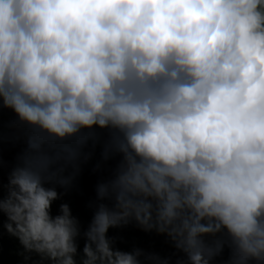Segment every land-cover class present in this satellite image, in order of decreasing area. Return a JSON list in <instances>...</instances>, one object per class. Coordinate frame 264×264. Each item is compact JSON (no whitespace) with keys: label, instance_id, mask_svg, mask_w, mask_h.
I'll list each match as a JSON object with an SVG mask.
<instances>
[{"label":"clouds","instance_id":"1","mask_svg":"<svg viewBox=\"0 0 264 264\" xmlns=\"http://www.w3.org/2000/svg\"><path fill=\"white\" fill-rule=\"evenodd\" d=\"M4 108L30 130L0 180L26 260L78 264L83 238L79 264H170L116 247L135 221L176 264H264V0H0ZM97 128L119 159L83 230L52 208Z\"/></svg>","mask_w":264,"mask_h":264},{"label":"trees","instance_id":"2","mask_svg":"<svg viewBox=\"0 0 264 264\" xmlns=\"http://www.w3.org/2000/svg\"><path fill=\"white\" fill-rule=\"evenodd\" d=\"M30 130L27 126L19 122L16 114L4 108L0 110V180L4 185V195H7L8 175L17 164L18 157L27 148V136ZM82 136L87 137L81 149V156L77 162L78 168L69 166L64 172V176L70 179L67 188L58 187L61 199L53 204V215L59 214L60 205L68 203L72 213L76 216L86 230L92 221L95 205L98 203L96 196V186L101 181L111 177L119 157L112 159L104 158V149L110 139L108 130L95 129L94 136L85 130ZM75 143V141H69ZM7 223L6 216L0 219V225ZM110 238H116V247L131 251L134 248L144 249L146 252L156 253L162 258H170V264L183 257L174 248L170 238L166 235L158 234L155 231L146 232L140 228L135 221L129 224L109 229ZM81 256L84 239L79 240ZM22 246L18 239L11 236L6 229L0 227V264H38L40 257L32 254L30 260H26ZM27 255V254H25ZM229 251L226 248L222 256L218 257L215 264H227Z\"/></svg>","mask_w":264,"mask_h":264}]
</instances>
